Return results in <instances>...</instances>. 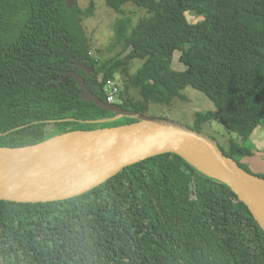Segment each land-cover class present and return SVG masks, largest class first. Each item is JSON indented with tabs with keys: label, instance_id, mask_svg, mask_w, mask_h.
Here are the masks:
<instances>
[{
	"label": "trees",
	"instance_id": "16d2710c",
	"mask_svg": "<svg viewBox=\"0 0 264 264\" xmlns=\"http://www.w3.org/2000/svg\"><path fill=\"white\" fill-rule=\"evenodd\" d=\"M106 3L146 14L136 24L117 19L123 49L102 60L91 55L82 24L94 0L87 8L77 0H0V146L135 121H103L116 114L81 100L69 75H82L107 101L105 84L119 73L117 104L127 110L172 104L188 86L204 92L216 109L198 111L192 128L217 120L237 132L242 142L220 146L250 171L242 160L254 154L249 137L264 119V0ZM189 11L202 20L190 22ZM176 51L185 70L172 66ZM135 59L143 63L131 72ZM0 264H264V230L228 184L167 152L66 200L0 199Z\"/></svg>",
	"mask_w": 264,
	"mask_h": 264
},
{
	"label": "water",
	"instance_id": "95a60500",
	"mask_svg": "<svg viewBox=\"0 0 264 264\" xmlns=\"http://www.w3.org/2000/svg\"><path fill=\"white\" fill-rule=\"evenodd\" d=\"M88 72L94 66L79 62ZM83 88L81 100L94 101L123 117L117 126L77 129L39 143L0 146V199L23 203L56 202L82 195L124 168L174 152L205 174L228 184L247 204L264 230V177L248 171L225 154L207 133L167 118L154 117L108 103L95 95L82 75L69 72Z\"/></svg>",
	"mask_w": 264,
	"mask_h": 264
},
{
	"label": "rangeland",
	"instance_id": "374dc122",
	"mask_svg": "<svg viewBox=\"0 0 264 264\" xmlns=\"http://www.w3.org/2000/svg\"><path fill=\"white\" fill-rule=\"evenodd\" d=\"M79 5L87 8L91 0H77ZM96 9L91 17H84L82 24L91 43V55L94 59L106 60L113 58L123 49L122 44L116 43V21L118 18L128 16L132 24H136L138 19L146 14L145 9L141 10L132 3L125 5L127 14L119 13L110 7L106 0H94ZM190 22L196 23L202 20L203 16L194 12H187ZM180 51H176L172 66L177 70H185L186 65L180 60ZM143 63L140 59H135L131 65V72H135ZM116 81L121 82V74H116ZM186 98H175L172 104L152 103L146 114L154 117L167 118L188 126H195L196 113L215 110L213 101L202 91L188 86L183 90ZM135 94L137 92L135 91ZM118 102V101H117ZM116 102V103H117ZM128 122L127 117L120 118ZM124 122V123H125ZM203 132L207 133L219 142L223 147L228 148L231 140L242 142V137L237 133L230 131L223 123L213 120L205 122L202 125ZM248 144L252 146L254 154L243 158L249 170L255 174H264V119L254 133L249 137Z\"/></svg>",
	"mask_w": 264,
	"mask_h": 264
},
{
	"label": "built area",
	"instance_id": "2783aa9c",
	"mask_svg": "<svg viewBox=\"0 0 264 264\" xmlns=\"http://www.w3.org/2000/svg\"><path fill=\"white\" fill-rule=\"evenodd\" d=\"M104 91L106 92L108 103L117 102L120 87L118 86L117 81L115 79H110L107 81L104 87Z\"/></svg>",
	"mask_w": 264,
	"mask_h": 264
}]
</instances>
